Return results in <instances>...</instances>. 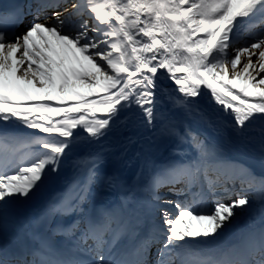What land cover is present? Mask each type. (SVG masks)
<instances>
[{
    "label": "snow or ice",
    "instance_id": "obj_1",
    "mask_svg": "<svg viewBox=\"0 0 264 264\" xmlns=\"http://www.w3.org/2000/svg\"><path fill=\"white\" fill-rule=\"evenodd\" d=\"M0 264H264V0L0 4Z\"/></svg>",
    "mask_w": 264,
    "mask_h": 264
},
{
    "label": "bare ground",
    "instance_id": "obj_2",
    "mask_svg": "<svg viewBox=\"0 0 264 264\" xmlns=\"http://www.w3.org/2000/svg\"><path fill=\"white\" fill-rule=\"evenodd\" d=\"M255 58V57H254ZM205 106H207V98L205 101ZM208 135L212 138H216L214 133H212L211 131L208 132ZM144 144H147V141H143ZM136 147V148H134ZM140 151L139 145L133 146L132 149L127 153V155L125 156V158L121 161H119V165L122 169V171L125 172H131L134 173L136 175L137 172H139L141 170V168L144 165L145 159L148 158L149 156H151V158L153 159H161V155L163 152H165L164 148L157 145L156 147L153 148L152 153H143L139 156L136 155V153ZM136 156L138 159H140V164H138L136 166L135 163H133V157ZM254 169L256 172L260 173V168L258 165H254ZM70 174V172L68 173V175ZM145 175H147V169H145ZM262 218L259 214V212L257 211L256 213H245L244 215L240 216L237 218V223L234 227L236 232H242L243 230H247L249 228H251L254 225H257L259 223V221H261ZM231 236V231L227 232L222 238H221V244L224 240L227 239V237ZM226 238V239H225Z\"/></svg>",
    "mask_w": 264,
    "mask_h": 264
},
{
    "label": "rangeland",
    "instance_id": "obj_3",
    "mask_svg": "<svg viewBox=\"0 0 264 264\" xmlns=\"http://www.w3.org/2000/svg\"><path fill=\"white\" fill-rule=\"evenodd\" d=\"M253 59H255V58H253ZM129 134H131V133H125V135H129ZM210 137V136H209ZM212 138V137H211ZM134 146H136V145H134ZM135 148V147H134ZM168 155V153L165 151V152H163L162 153V155H161V159H156L155 158V160L157 161V163H160V162H162L163 161V159L166 157ZM135 159V160H134ZM133 160L134 161H132L133 163H135L136 164V166L138 165V164H140V159H138L136 156H134L133 157ZM257 174H260V173H258L257 172ZM125 175L127 176V178H128V175H129V173L128 172H125ZM262 221V220H261Z\"/></svg>",
    "mask_w": 264,
    "mask_h": 264
}]
</instances>
